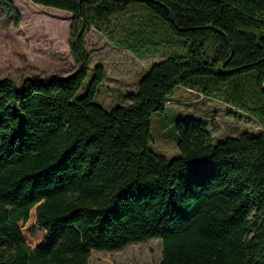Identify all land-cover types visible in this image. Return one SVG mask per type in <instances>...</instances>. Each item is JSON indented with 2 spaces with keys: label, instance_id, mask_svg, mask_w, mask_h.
<instances>
[{
  "label": "trees",
  "instance_id": "trees-1",
  "mask_svg": "<svg viewBox=\"0 0 264 264\" xmlns=\"http://www.w3.org/2000/svg\"><path fill=\"white\" fill-rule=\"evenodd\" d=\"M29 1L74 16L78 67L0 77V264H88L92 250L149 239L161 242L159 264H264V131L213 143L193 117L174 124L177 157L148 146L150 116L180 87L264 126V0ZM130 6L183 52L150 65L127 104L106 111L93 101L105 70L90 68L83 37Z\"/></svg>",
  "mask_w": 264,
  "mask_h": 264
},
{
  "label": "rangeland",
  "instance_id": "rangeland-1",
  "mask_svg": "<svg viewBox=\"0 0 264 264\" xmlns=\"http://www.w3.org/2000/svg\"><path fill=\"white\" fill-rule=\"evenodd\" d=\"M10 1L15 13H9L6 5L0 2V77L19 81L35 74L49 77L74 72L78 64L69 47L74 16L29 0ZM153 23L157 22L148 11L130 6L113 14L106 29L89 27L86 30L83 40L90 68L101 65L105 70V79L93 100L104 110L126 105V97L136 93L137 83L150 65L172 52H183L177 43H165L160 39L164 29L158 27L152 34ZM149 39L158 45L152 46ZM130 44L137 46L135 51L127 48ZM91 69L74 99L84 94ZM221 99V96L206 97L182 87L175 88L167 97L164 110L149 118V149L168 161L177 157L178 136L174 124L180 119L203 118L213 143L229 136L264 131L259 120L244 110L237 115L227 114L233 108L223 104ZM161 252L160 240L149 239L115 252L92 250L88 264H159Z\"/></svg>",
  "mask_w": 264,
  "mask_h": 264
}]
</instances>
